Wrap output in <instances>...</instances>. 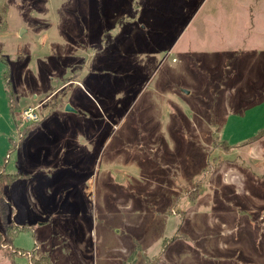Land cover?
Here are the masks:
<instances>
[{
  "label": "rangeland",
  "instance_id": "rangeland-1",
  "mask_svg": "<svg viewBox=\"0 0 264 264\" xmlns=\"http://www.w3.org/2000/svg\"><path fill=\"white\" fill-rule=\"evenodd\" d=\"M4 172L0 264H264V0H0Z\"/></svg>",
  "mask_w": 264,
  "mask_h": 264
},
{
  "label": "trees",
  "instance_id": "trees-1",
  "mask_svg": "<svg viewBox=\"0 0 264 264\" xmlns=\"http://www.w3.org/2000/svg\"><path fill=\"white\" fill-rule=\"evenodd\" d=\"M17 176H18L17 173H7V172H4L2 173V175H0V213L5 222V233L9 237H15L19 229L16 226H13L14 227L13 229L11 221H8L10 206L6 203L5 196L3 194V189L6 184L11 183L15 178H17ZM47 262L50 263V260L47 259Z\"/></svg>",
  "mask_w": 264,
  "mask_h": 264
},
{
  "label": "built area",
  "instance_id": "built-area-1",
  "mask_svg": "<svg viewBox=\"0 0 264 264\" xmlns=\"http://www.w3.org/2000/svg\"><path fill=\"white\" fill-rule=\"evenodd\" d=\"M23 120L30 121V120H37L36 114L32 111V109H25L23 111Z\"/></svg>",
  "mask_w": 264,
  "mask_h": 264
},
{
  "label": "water",
  "instance_id": "water-1",
  "mask_svg": "<svg viewBox=\"0 0 264 264\" xmlns=\"http://www.w3.org/2000/svg\"><path fill=\"white\" fill-rule=\"evenodd\" d=\"M67 110H71V111H73V108L71 107L70 104L67 105Z\"/></svg>",
  "mask_w": 264,
  "mask_h": 264
}]
</instances>
